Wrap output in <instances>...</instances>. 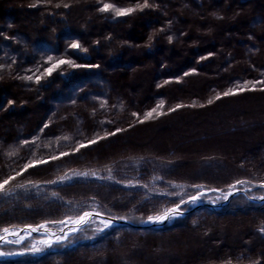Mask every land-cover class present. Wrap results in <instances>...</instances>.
<instances>
[{
  "label": "trees",
  "instance_id": "obj_1",
  "mask_svg": "<svg viewBox=\"0 0 264 264\" xmlns=\"http://www.w3.org/2000/svg\"><path fill=\"white\" fill-rule=\"evenodd\" d=\"M4 180L0 228L89 207L138 224L198 189L246 194L162 226L85 228L69 239L91 241L37 257L6 244L23 253L0 264H264V201L248 199L264 195V0H0ZM127 235L158 251H116Z\"/></svg>",
  "mask_w": 264,
  "mask_h": 264
},
{
  "label": "rangeland",
  "instance_id": "obj_2",
  "mask_svg": "<svg viewBox=\"0 0 264 264\" xmlns=\"http://www.w3.org/2000/svg\"><path fill=\"white\" fill-rule=\"evenodd\" d=\"M154 130H157V129H154ZM219 134L220 133H218V132H214L212 134V137H211L210 140L213 139L214 141H218L219 143H221L222 142V139H221L222 137H220ZM197 167H198L199 170L201 169L200 168V163L197 165ZM82 174L85 175V173H82ZM254 185L256 187H258V184H254ZM235 188H239V187H237V186L236 187H230L228 190H226V192H224V193H220L219 192V194H218V196L216 198H213V199H210V200H208V199L207 200L202 199L199 195H197V197H199V199H197L195 202H190L189 209H191L194 206H197L198 204L201 205L203 203L204 204H208L210 206H216L214 204L220 203L221 204L220 207L225 206L228 203L229 200H227L225 203H223V201L225 200L223 197L227 195V191L232 190V189H235ZM199 191L200 192H204V191L205 192L206 191H214V189L213 188H209V189H198L197 192H199ZM196 193L194 192L193 195H191V197L192 196H195ZM92 210H94V208L89 207V209H86L84 212H86V211H92ZM184 210H186V209H184ZM80 216L81 215H79L76 218H73L71 220H68L66 222H63V223L59 224L58 226H56V228H58V229L59 228H62L64 224H70V225H72V224L75 223V221H77L79 219ZM93 218H96V223H95V219H93ZM92 219H93V223L92 224H94V225H92V227L89 228L87 224ZM173 220H174V217H171L170 219L165 220L163 222V224H161L160 226H162V225H164L166 223H172ZM112 221L113 220H111V222ZM104 222L105 221H104L103 218H101V216H93L89 221H87L83 225L77 227L75 231H71L74 228L67 227L65 229L66 231H64V232H51L50 230H47V229H43V230H41L39 232L38 231L37 232H29V230H22V231H17L16 232L14 230L16 228H11L10 231H12L14 233H12L11 236L6 237L5 238V241H6V239H8L9 241H13V242L16 243V245H18V243H20V242H22V241H24V240L27 239L28 240V247H29L30 251H28L26 253V255L31 256V257H37V256H39L41 254L42 247H44V245L47 246V247H49V248H51V249H54L55 248L54 245L57 244V243H59V242L60 243H63L65 241L62 245L65 246V247H67V246H70L71 244H74L75 241H77V239H79L81 241H91V239L93 238V235L94 234H93V232H88V231H92V228L93 229L96 228L100 232L101 230H103L102 229V226H103ZM145 222H149V220H144L142 223H145ZM46 226L47 225H44L43 228H47ZM37 227L39 229L41 228L40 226H37ZM85 228L91 229V230H88L87 232L83 233L82 238L69 239V237L71 235H73L76 232H79V231H81L82 229H85ZM236 236H238V235H236ZM236 236H235V238H236ZM57 237H61V239H60L59 242H57ZM240 239H241V237H239V240ZM17 241H19V242H17ZM45 242H50V243H45ZM154 242L155 243H153V244H155V245L159 244L158 243L159 242L158 240L157 241L155 240ZM33 246H35L36 248H39L40 250L39 251H33ZM114 247L116 248V251H118V250L120 251V250H122L124 248H126L125 251H158V250H156L157 247L154 249V248H152V245L151 246L150 245H146V240L142 239V241H139L135 237L129 236V235L123 236L122 239H121V241L119 243L115 244ZM13 249H12L13 251H0V258L16 257V256H19L21 253H23V251L22 252L17 251L16 248H13ZM168 257L169 256L167 255L166 258H168ZM158 262L160 263V262H164V261L163 260L160 261V259H158ZM122 263H124V262H122Z\"/></svg>",
  "mask_w": 264,
  "mask_h": 264
},
{
  "label": "snow or ice",
  "instance_id": "obj_3",
  "mask_svg": "<svg viewBox=\"0 0 264 264\" xmlns=\"http://www.w3.org/2000/svg\"><path fill=\"white\" fill-rule=\"evenodd\" d=\"M65 6H67V5H65ZM144 6L146 7L147 4H145ZM110 9L115 10L116 13H117V15H126V14H128V13H130V12L133 11V9H131V8H129V9H114L113 8V5H111V4H104V6H103V8L101 10L102 11H108ZM71 47L77 48V47H79V45L78 44H73V45H71ZM64 63L71 64L72 62L71 61L61 60V61H59L58 64L53 65V67L48 70V74L50 75L51 72L55 70V68L59 67L60 64H64ZM28 79H31V77H28ZM241 90H243V89H241ZM229 94H234V93H230V92L224 93V95H229ZM218 98L219 97H217V99ZM209 103H211V101H209ZM162 106L163 105H159L158 107H162ZM153 111H155V109H153ZM147 115L150 117L152 115V113H148ZM92 143H95V141H92ZM81 147H84V145H81ZM33 166H35V165L34 164H29L27 167H33ZM9 179H14V177H10ZM8 183H9V180H4L3 183H0V192H2L5 189V186ZM243 183H244V181H237V184H243ZM231 187H235V185H233ZM261 187H264V185H261ZM223 198L224 199H227L228 197L227 196H224ZM197 199H199V197L192 196L190 202H195ZM179 208H180V205H176L175 208L167 209V210H165L163 213H161L159 215L149 216L148 217V220L149 221H153V222H162L164 220L170 219L172 216L179 214ZM88 215H89L88 213H85L84 216L79 217V219L77 221H75V223H77V224H83L85 222L86 218L88 217ZM107 226H108V224L106 223L105 224V227H107ZM40 227L43 228L44 225H40ZM36 230H37L36 228H33L32 229V231H36ZM75 230L76 229H73V231H75ZM262 231H264V229H262ZM3 232L4 233H8L9 232V229L5 228V229H3ZM3 239H4V237L3 236H0V240H3ZM60 239H61V237H57V242H59ZM17 242H19V241H17ZM45 243H50V242H45ZM39 250H40L39 248H36L35 246H33V251H39Z\"/></svg>",
  "mask_w": 264,
  "mask_h": 264
},
{
  "label": "water",
  "instance_id": "obj_4",
  "mask_svg": "<svg viewBox=\"0 0 264 264\" xmlns=\"http://www.w3.org/2000/svg\"><path fill=\"white\" fill-rule=\"evenodd\" d=\"M245 193V190L244 189H241V188H235V189H232V190H229V191H227V199H225L224 201H223V203H225L227 200H229V198L231 197V196H233L234 194H236V193ZM230 193V194H229ZM250 199H252V198H250ZM255 202H260V201H264V195H262V196H260V197H255L254 199H253ZM214 205H216V206H220L221 204L220 203H216V204H214ZM186 211L184 210V211H182V212H180L181 214H184ZM85 213H88L89 215H88V217L86 218V220H85V222H87V220L91 217V216H93V215H99V216H101L102 214H98V213H96V212H94V211H86V212H84V213H82L81 214V216H84V214ZM80 216V217H81ZM112 220H114V221H116L117 223H127L125 220H123V219H112ZM165 221V220H164ZM164 221H162V222H153V221H149V222H145V223H143V224H139L138 226L139 227H150V226H160L161 224H163V222ZM84 222V223H85ZM83 223V224H84ZM83 224H77V223H75V224H72V225H65L62 229H57V228H54V227H48V228H46L47 230H50L51 232H64V231H66L65 230V228L66 227H69V226H71L72 228H74V229H76L77 227H79V226H81V225H83ZM33 228H36L37 230L36 231H32V229ZM43 229H45V228H38L37 226H30V225H27V226H21V228L19 229V230H17V231H22V230H29V232H39V231H41V230H43ZM16 231V232H17ZM71 231H73V230H71ZM70 232V231H69Z\"/></svg>",
  "mask_w": 264,
  "mask_h": 264
},
{
  "label": "bare ground",
  "instance_id": "obj_5",
  "mask_svg": "<svg viewBox=\"0 0 264 264\" xmlns=\"http://www.w3.org/2000/svg\"><path fill=\"white\" fill-rule=\"evenodd\" d=\"M242 189V188H241ZM240 193V192H239ZM241 194H246V192L245 193H241ZM250 198H252V199H250ZM255 197H253V196H248V199L250 200V201H253V202H255L253 199H254ZM260 202H263V201H260ZM176 206H170V207H168L167 209H170V208H175ZM193 208V207H192ZM167 209H165V210H167ZM188 210H190V209H188ZM188 210L186 209L185 211V213L184 214H186L187 212H188ZM92 211H94V212H96V213H98V214H102L101 215V218H103L104 219V224H103V226H102V229H107L111 224H116L117 222L116 221H112L111 222V220L112 219H123V220H125L127 223H122V224H127V225H131V226H134V227H137V228H139V224H143V223H133V222H131V221H129L128 219H126V218H110V217H108V216H106V215H104L103 213H101V212H98V211H96V210H92ZM182 211H184V210H182V209H180L179 208V214H177V215H174V216H172V217H176V216H182V215H184V214H181L180 212H182ZM164 212V211H163ZM93 216H99V215H93ZM93 216H91L87 221H89ZM95 220H96V218H95ZM108 224V226L107 227H105V224ZM75 224V223H74ZM65 225H70V224H64L63 225V227L65 226ZM24 226H27V225H24ZM47 228L48 227H54V226H46ZM62 227V228H63ZM70 228H71V226H69ZM5 228H7V229H9V232L8 233H4L3 232V229H5ZM11 228H16V229H14L15 231H17V230H19L20 228H21V226H17V227H14V226H12V227H2V228H0V236H3L4 237V239L3 240H0V251H13L12 250V247H8V245H6V244H10V245H12V244H15L16 245V243L15 242H13V241H9L8 239H6V241H5V238L6 237H8V236H11L12 235V233H14V232H12V231H10V229ZM54 228H56V227H54ZM62 228H59V229H62ZM67 228V227H66ZM65 228V229H66ZM141 228V227H140ZM143 228V227H142ZM46 229V228H45ZM58 229V228H57ZM14 235V234H13ZM45 246V245H44ZM17 251H22V250H19V249H16Z\"/></svg>",
  "mask_w": 264,
  "mask_h": 264
}]
</instances>
